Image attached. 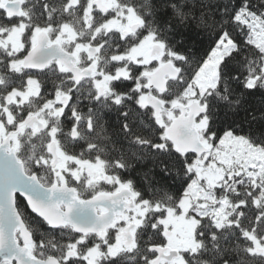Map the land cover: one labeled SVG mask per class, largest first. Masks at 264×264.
Wrapping results in <instances>:
<instances>
[{
  "label": "snow or ice",
  "instance_id": "6c2138e0",
  "mask_svg": "<svg viewBox=\"0 0 264 264\" xmlns=\"http://www.w3.org/2000/svg\"><path fill=\"white\" fill-rule=\"evenodd\" d=\"M0 264H264V0H0Z\"/></svg>",
  "mask_w": 264,
  "mask_h": 264
}]
</instances>
